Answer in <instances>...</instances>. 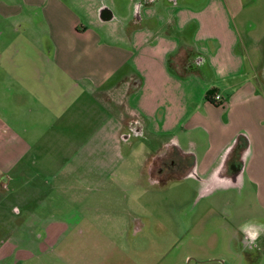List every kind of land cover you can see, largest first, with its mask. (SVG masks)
<instances>
[{
  "label": "rangeland",
  "instance_id": "374dc122",
  "mask_svg": "<svg viewBox=\"0 0 264 264\" xmlns=\"http://www.w3.org/2000/svg\"><path fill=\"white\" fill-rule=\"evenodd\" d=\"M1 1L15 14L0 15V152L7 145L6 154L20 150L24 156L0 185V264H249L264 257L263 244L250 243L241 231L264 219L246 182L211 190L192 175L156 183L147 163L163 153L170 136L146 130L127 145L97 136L108 118L129 115L130 85L122 84L113 97H122L126 109L107 104L101 90L67 93L69 83L53 78L54 66L41 56L45 31L38 14H29L26 23L20 0ZM61 2L108 44L131 50L123 39L141 19L139 0ZM187 2L201 6L207 0ZM254 2V9L238 8L253 26L251 34L262 37L258 44L247 39L245 48L254 61L262 50L264 81V4ZM103 8L113 12V21L100 19ZM204 76L207 83L217 80ZM105 128L112 130L104 126L103 134Z\"/></svg>",
  "mask_w": 264,
  "mask_h": 264
},
{
  "label": "crops",
  "instance_id": "0c3cea01",
  "mask_svg": "<svg viewBox=\"0 0 264 264\" xmlns=\"http://www.w3.org/2000/svg\"><path fill=\"white\" fill-rule=\"evenodd\" d=\"M254 1L207 0L196 6L187 0H144L137 14L141 19L123 39L131 50L108 44L61 0H20L19 12L22 16L26 12V23L29 14H38V23L45 31L41 56L54 66L53 78L62 77L69 83L67 93L93 95L101 90L107 104L126 109L122 97H113L122 84L130 85L126 93L132 98L129 115L123 114L116 121L108 118L97 131V136L107 137L105 142L121 144L119 126L133 120L143 135L147 130L170 136L167 144L193 155L198 174L205 177L223 163L237 137H245L249 149L240 182L251 188L264 217V92L259 93L264 81L258 70L263 52L257 47L254 51L261 52L260 59L254 61L245 48L247 39L258 44L262 37L251 34L253 26L241 15L244 7L255 8ZM258 1L260 6L264 4V0ZM13 8L1 1L0 15L11 17ZM188 31L190 41L185 40ZM127 66L132 70L111 85ZM206 73L216 82H205ZM231 79L234 82L229 84ZM211 90L222 96V106L206 101ZM104 126L112 130L105 128L103 134ZM59 133L67 137L64 130ZM7 148L5 145L0 152V185L7 180L15 159L24 156L20 150L8 155ZM263 234L257 240L264 247ZM249 264H264V257Z\"/></svg>",
  "mask_w": 264,
  "mask_h": 264
},
{
  "label": "flooded vegetation",
  "instance_id": "af4514ba",
  "mask_svg": "<svg viewBox=\"0 0 264 264\" xmlns=\"http://www.w3.org/2000/svg\"><path fill=\"white\" fill-rule=\"evenodd\" d=\"M139 4L144 0H139ZM138 5V6H140ZM196 64V61H194ZM264 71V69H263ZM120 142L125 145L132 142V137L142 136L141 128L133 120H127L119 126ZM249 149V143L238 140L231 151L225 157L223 163L211 173L210 179L203 180L196 169V158L184 152L181 148L166 144L161 155H153L148 160L147 166L152 179L159 184H165L170 180L181 179L182 177L194 176L202 184L208 185V190L214 189L217 185L224 186L225 182L236 179L241 174L245 163V154ZM214 187V188H213ZM256 242H259L257 240Z\"/></svg>",
  "mask_w": 264,
  "mask_h": 264
},
{
  "label": "clouds",
  "instance_id": "9594fccd",
  "mask_svg": "<svg viewBox=\"0 0 264 264\" xmlns=\"http://www.w3.org/2000/svg\"><path fill=\"white\" fill-rule=\"evenodd\" d=\"M241 231L245 233L246 239L254 244L261 234L264 233V225L248 223L241 228Z\"/></svg>",
  "mask_w": 264,
  "mask_h": 264
},
{
  "label": "water",
  "instance_id": "95a60500",
  "mask_svg": "<svg viewBox=\"0 0 264 264\" xmlns=\"http://www.w3.org/2000/svg\"><path fill=\"white\" fill-rule=\"evenodd\" d=\"M140 7L141 6H138V10H140ZM100 19L103 22H108V21H112L114 19V16L108 8H103L100 12ZM241 174H242V172H241ZM241 174L237 175L236 179H234V180L231 179L230 181L225 182L226 186H227V184H228V187L237 186V183H240Z\"/></svg>",
  "mask_w": 264,
  "mask_h": 264
},
{
  "label": "trees",
  "instance_id": "16d2710c",
  "mask_svg": "<svg viewBox=\"0 0 264 264\" xmlns=\"http://www.w3.org/2000/svg\"><path fill=\"white\" fill-rule=\"evenodd\" d=\"M214 95H215V91H209L208 93H207V95H206V101H208V102H210L211 104H213V105H215V106H217V107H220L222 104H219V103H217L215 100H214ZM245 138V137H244ZM246 139V138H245ZM240 141L241 140H243V139H239ZM246 141H247V139H246ZM247 143H248V141H247Z\"/></svg>",
  "mask_w": 264,
  "mask_h": 264
},
{
  "label": "built area",
  "instance_id": "2783aa9c",
  "mask_svg": "<svg viewBox=\"0 0 264 264\" xmlns=\"http://www.w3.org/2000/svg\"><path fill=\"white\" fill-rule=\"evenodd\" d=\"M214 100L219 103V104H223V98L220 94H215L214 95ZM222 106V105H221Z\"/></svg>",
  "mask_w": 264,
  "mask_h": 264
}]
</instances>
